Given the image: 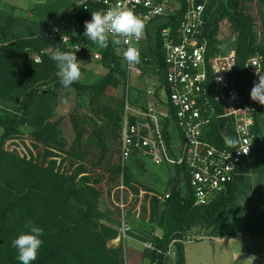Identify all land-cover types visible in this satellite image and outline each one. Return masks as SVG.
<instances>
[{
  "label": "trees",
  "instance_id": "1",
  "mask_svg": "<svg viewBox=\"0 0 264 264\" xmlns=\"http://www.w3.org/2000/svg\"><path fill=\"white\" fill-rule=\"evenodd\" d=\"M250 1L208 0L206 6L204 36L211 51L218 50L216 46L222 42L217 39L221 22H227L234 37L235 75L241 90L251 79L246 70L247 59L254 54L264 55V19L258 41ZM42 7L43 12L53 14L50 28L55 25L59 32L52 33L49 28L14 34L18 18L0 11V39L4 40L0 45V264H20L11 242L29 219L44 229V243L32 264H125L121 248L108 245L117 237V229L106 223L109 211L102 208L103 176L95 172L106 155L107 140L117 135L120 138L122 116L102 98L113 83L125 86L127 74L122 58L118 46L109 42L107 48H99L100 64L108 69L107 74L93 82H74L69 87L78 96L89 95L90 113L72 112L70 121L75 136L64 150L67 158L58 163L46 138L50 128L46 125L54 117L60 91L68 88L56 77V65L50 56L56 46L62 51H73L70 46L75 43L96 46L83 36L84 22L95 8L84 11L75 0H50ZM179 21L177 13L147 29L142 45L147 58L142 65L145 75L154 74L164 81L160 31L170 28L174 32ZM63 35L70 36L69 46L63 44ZM35 55L41 56V62H35ZM21 125L30 129L34 140L29 159L4 147L18 134ZM258 133L253 152L242 159L234 179L206 204H197L187 176L168 166L173 170L169 194L159 204L158 217L163 234L141 239L154 246L144 247L143 259L151 264H185L182 242H174L173 258L166 254L172 241L184 239L195 226L202 227L213 239L233 235L234 218L244 212L243 207L250 206L247 195L253 189H259L260 196L255 197L264 204V123ZM134 161L144 164L139 158ZM120 170V164H112L109 171L115 179ZM124 172L127 181L134 179L129 168ZM133 189L138 193L136 186ZM254 219L253 233L264 236V212L255 214Z\"/></svg>",
  "mask_w": 264,
  "mask_h": 264
},
{
  "label": "built area",
  "instance_id": "2",
  "mask_svg": "<svg viewBox=\"0 0 264 264\" xmlns=\"http://www.w3.org/2000/svg\"><path fill=\"white\" fill-rule=\"evenodd\" d=\"M75 3L82 5L84 11H90L91 6L97 11L121 4L143 18L146 25L143 38L138 43L132 42L140 50L139 64H129L123 58L125 47L117 48L126 73L146 80L142 87L137 86L142 90L141 97L133 99L127 92L123 99L121 168L127 161L139 158L155 166L179 169L187 176L196 203L211 201L234 179L242 159L253 152L258 127L264 123V106L250 99L251 88L258 82L256 73L264 75V55L254 54L247 59L246 70L251 79L241 90L236 82L231 32L228 30L224 35L220 27L217 39L222 42L216 46L218 50L212 51L204 36L208 0H75ZM177 13L180 21L176 30L160 31L165 64L161 82L144 74L142 65L147 58L142 52L143 40L149 27ZM87 20H91V15ZM50 29L52 33L60 31L55 25ZM62 41L69 46L71 38L63 35ZM70 47L79 52L85 46L75 43ZM95 58L100 60L101 55L96 53ZM34 60L41 62V56L35 55ZM221 118L227 120L223 129ZM226 136L239 140L237 149L226 145ZM130 230V224L122 221L120 235L127 236ZM175 241L190 242L174 240L166 254H172ZM143 245L154 249L150 242ZM262 249L257 255L246 253L251 264H264V243Z\"/></svg>",
  "mask_w": 264,
  "mask_h": 264
},
{
  "label": "rangeland",
  "instance_id": "3",
  "mask_svg": "<svg viewBox=\"0 0 264 264\" xmlns=\"http://www.w3.org/2000/svg\"><path fill=\"white\" fill-rule=\"evenodd\" d=\"M49 1L0 0V11L18 18V22L13 29L14 34H32L36 31L49 29L52 25L54 21L53 14L43 12L42 7ZM248 5L256 20L257 39L260 41L262 36L261 22L264 19V0H251ZM220 27L223 29V34L226 35L228 29L224 22H221ZM3 41V39H0L1 43H4ZM96 53L101 55L99 47L89 45L76 53L78 60L84 63L81 65L82 75L78 82H93L107 74L108 69L100 64L99 59L95 58ZM118 53L121 52L118 51ZM147 76L156 79L154 74H148ZM145 81L144 79L132 78L131 75L127 74L125 86L113 83L109 86L102 101L117 109L122 116V104L125 94L128 92L133 99H135V96L141 97L142 90L137 86L142 87L146 83ZM76 92L73 88L60 91L54 117L46 125L48 128L50 127L46 138L53 146L52 150L57 154L54 158L58 160V163H60L61 158H67L64 150L70 147L75 136L70 121L72 112L76 110L79 114L90 113L89 95L83 93L78 96ZM20 128L18 134L7 140L4 147L6 150L16 152L19 156L29 159L30 150L33 151L34 140L29 128L24 125H21ZM1 134L2 130L0 128V136ZM119 145L120 138L118 135L107 140L106 155L101 167L97 168L95 172L103 176L101 182L104 189L102 208L109 211L106 223L117 229V237L110 240L108 245L121 248L124 263L127 264L130 242L131 246L136 243L140 244L142 251L144 250V245L141 244L144 242L141 240L142 238L149 239L153 235L160 237L163 234V230L158 226L159 204L162 202L163 197L169 194L168 186L173 170L172 167L169 168L168 166H155L150 161H143L144 164L140 166L134 160H129L125 163L124 169L121 168L119 176L114 179L109 170L112 164H120ZM125 168L132 171L134 177L132 181H127ZM133 186L139 189L138 193L134 191ZM247 196L250 197L248 198L250 199V206L243 207L244 212L234 218L232 223L233 235L213 239L208 237L200 226H195L187 232L186 237L182 239L190 241L183 243L187 264H251L246 257L245 249L251 254L263 251L264 236H256L252 228L254 226L253 222L256 221L254 215H260L264 212V204L256 200L255 196H260L258 188L249 191ZM122 221L128 222L131 226L127 236L120 235ZM129 240L130 242H128ZM242 243L247 244L246 248ZM173 251L172 258L174 257ZM135 264L151 263L148 260H137Z\"/></svg>",
  "mask_w": 264,
  "mask_h": 264
},
{
  "label": "clouds",
  "instance_id": "4",
  "mask_svg": "<svg viewBox=\"0 0 264 264\" xmlns=\"http://www.w3.org/2000/svg\"><path fill=\"white\" fill-rule=\"evenodd\" d=\"M84 27L83 36L99 48H107L111 39L113 45L125 47L124 60L129 64L140 63V50L133 46L132 42L138 43L143 38L146 25L143 18L132 9L116 4L106 10L92 11L91 20L85 21ZM55 48L50 56L56 65L55 75L64 88H69L74 82L79 81L82 75L81 65L84 63L77 58L76 52L79 49L62 51L60 46ZM256 74L258 82H254L251 88L250 99L264 106V75ZM225 142L228 147L238 148L239 140L236 138L226 136ZM43 235V228L37 226L31 219L25 221L23 229L11 242L17 251L20 264H32L37 259L44 243L41 238Z\"/></svg>",
  "mask_w": 264,
  "mask_h": 264
},
{
  "label": "crops",
  "instance_id": "5",
  "mask_svg": "<svg viewBox=\"0 0 264 264\" xmlns=\"http://www.w3.org/2000/svg\"><path fill=\"white\" fill-rule=\"evenodd\" d=\"M128 242H130V240ZM141 244H143V242ZM128 252H129V255L127 256V260L125 259L127 261V264H135V262H137V260L138 261L146 260V259H143V254H142L143 250L141 251L140 244H138V243H136L133 246H131V242H130V248H129ZM183 252H184V246H183ZM247 252L248 251L246 249L245 253H247ZM258 253H260V252L253 253V255H257ZM130 258H131V260H130ZM184 258H185V255H184ZM247 259H248V257H247ZM185 264H187L186 263V258H185Z\"/></svg>",
  "mask_w": 264,
  "mask_h": 264
},
{
  "label": "water",
  "instance_id": "6",
  "mask_svg": "<svg viewBox=\"0 0 264 264\" xmlns=\"http://www.w3.org/2000/svg\"><path fill=\"white\" fill-rule=\"evenodd\" d=\"M226 121H227L226 118H221V119H220V128H221V129H223L224 124L226 123Z\"/></svg>",
  "mask_w": 264,
  "mask_h": 264
}]
</instances>
